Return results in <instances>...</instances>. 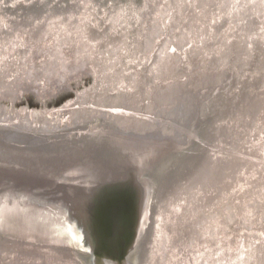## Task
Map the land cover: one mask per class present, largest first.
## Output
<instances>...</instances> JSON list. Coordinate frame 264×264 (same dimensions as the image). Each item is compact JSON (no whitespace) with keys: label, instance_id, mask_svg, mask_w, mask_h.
<instances>
[{"label":"bare ground","instance_id":"6f19581e","mask_svg":"<svg viewBox=\"0 0 264 264\" xmlns=\"http://www.w3.org/2000/svg\"><path fill=\"white\" fill-rule=\"evenodd\" d=\"M237 1L244 9L241 17L234 11ZM260 19H264V0H0V107L3 102L15 107L23 92L42 97L68 87L67 79L87 71L94 76L95 86L76 93L74 101L84 103L65 115L62 128L104 120L125 132L159 131L184 141L185 132L178 128L188 116H197L193 142L177 151L180 157L174 165L170 164L177 154L169 159L156 184L157 201L151 203V220L147 217L149 233L142 260L176 264L173 257L184 248L182 255L191 258L190 264H264V28L259 32ZM240 25L250 30L248 43L227 49L233 36L242 32L239 28L231 33ZM251 31L253 42L258 43L257 37L261 42L252 69L256 47ZM169 35L172 41L160 44ZM49 39L51 45H44ZM177 41L184 45L182 50L175 51ZM213 57L218 61L208 62ZM200 59L201 73L208 77L230 64L234 69L223 84L224 93L203 102L198 117L191 105L201 76H194L198 71L187 73L182 83L177 78ZM187 108L192 110L188 116ZM35 110L25 116L30 126L0 113V129L51 134L60 129L57 119H50L51 127L46 126L49 121L33 127ZM209 160L216 161L213 168ZM223 161L227 164L220 167ZM204 169L213 170L214 182L206 178ZM40 227L37 233L41 229L52 233L50 228H55L59 237L53 240L65 242L58 226ZM47 238L40 237L41 242L48 243ZM44 246L33 251L16 247L15 255L4 263L85 264L84 256L72 255V260L64 251ZM16 254L39 260L10 261Z\"/></svg>","mask_w":264,"mask_h":264},{"label":"water","instance_id":"95a60500","mask_svg":"<svg viewBox=\"0 0 264 264\" xmlns=\"http://www.w3.org/2000/svg\"><path fill=\"white\" fill-rule=\"evenodd\" d=\"M188 2H185L186 8ZM239 6L237 1L234 11L238 10V17H241L244 9L242 4L241 8ZM259 21L260 32L264 28V19ZM218 23L216 21L214 27ZM239 28L242 32H236L227 49L231 45L238 48L248 43L250 30L247 32L245 26H236L231 33ZM253 35L251 31L250 40L256 47L251 69L261 45L258 37V43L253 42ZM165 37L160 44L172 41V36ZM175 43V51L184 48L182 42ZM216 60L213 57L208 62ZM239 60L235 62L237 67ZM199 61L192 65L191 71H182L177 81L182 83L188 78L187 73L198 71L194 76H201L200 86L211 81L222 83L195 87L193 100H196L191 109L197 111L198 117L203 102H210L216 94L224 93L223 84L232 77L234 69L230 64L231 67L219 69L220 73L208 77L201 73L202 59ZM178 90L173 91L175 95ZM207 95H210L209 99ZM188 110L187 116L192 113ZM195 119L197 116H188L187 123L182 125L185 128H178L179 132L181 129L185 132V136L182 135L184 141L174 135L158 134L157 130L158 133L152 131L149 134L125 132L104 120L60 127L52 134L23 128L15 132L0 129V264L15 255L16 247L33 251L42 244L70 256H84L85 264H138V257L139 264H145L142 249L149 233L147 217L150 218L151 203L157 201L154 194L159 179L169 159L177 154V159L170 164L174 165L180 157L178 153L193 142L197 128ZM208 164L213 168L216 161L209 160ZM226 164L223 161L220 167ZM206 174L211 183L216 180L212 169ZM158 211L156 209L155 214ZM163 222L162 219L159 223L162 225ZM40 226H58L56 229H60L65 242L53 240L59 237L55 228H50L52 233L43 229L37 233L35 230ZM42 236H48L45 241L50 243H42ZM19 256L21 254H16Z\"/></svg>","mask_w":264,"mask_h":264},{"label":"rangeland","instance_id":"374dc122","mask_svg":"<svg viewBox=\"0 0 264 264\" xmlns=\"http://www.w3.org/2000/svg\"><path fill=\"white\" fill-rule=\"evenodd\" d=\"M49 42L50 41H47V43H49ZM94 82H95V80H94V76L92 75V73L86 71V72L82 73L81 76H79L77 78L71 77L70 79H67L65 83H66V85H68V87L66 86L65 88H60L57 90L55 88L54 91H52L50 93L46 92V94L42 97H37L33 93L23 92L21 94L20 98L18 99V101L15 102L16 107L8 106V113L10 116V120H13L14 118L15 119H22V116H26L27 114H29L31 116L33 113L29 110L31 108H34L37 110V111L35 110L37 115H35L36 119L33 117L34 118V121L32 122L33 127H40V126L42 127L44 124H47L48 121L50 123V121H51L50 119H52L53 121H55L57 119L59 126L62 127V126H64L63 125L64 122L62 121V119L65 117V115L70 114V111L74 112V110H76L74 100L72 101V103L67 102L68 105L65 106L66 101L69 99H74L76 97L75 95L77 92H81V91H83L87 88H90V87L93 88L95 86ZM79 101H77L76 103L77 104L84 103L83 101H80V102ZM2 104L4 106H6L8 103L3 102ZM21 105H22V107L27 106L28 108H25V110L23 112H21V110L19 109L21 107ZM38 108H40V109H38ZM52 108H56V109L51 110ZM27 110H28V112H27ZM40 116H45L43 121L38 120L39 118H41ZM33 118L31 117V119H33ZM24 122H25V120H24ZM50 124L53 126V123H50ZM65 124L68 125L69 122H66ZM51 125L49 127H51ZM28 126H30V125H28ZM263 228H264V224H263V227L261 229H263ZM168 249L173 250V247L171 245H169ZM188 250H191V249L188 248ZM193 251H194V249H192V252ZM180 252H181V255L173 257V260L175 261V263L176 264H190L191 258L190 257L188 258L185 256L183 257V255H182V253L186 254V250L183 248L180 250ZM195 257L196 256L194 255V257H192V259L195 260ZM34 259L39 260V258L22 257V256L16 257L15 256L10 261L28 262L29 260L31 261ZM169 264H171V263H169Z\"/></svg>","mask_w":264,"mask_h":264},{"label":"flooded vegetation","instance_id":"af4514ba","mask_svg":"<svg viewBox=\"0 0 264 264\" xmlns=\"http://www.w3.org/2000/svg\"><path fill=\"white\" fill-rule=\"evenodd\" d=\"M30 41V40H29ZM35 41V43L34 44H36L37 43V40H34ZM48 41H50L49 43H45L44 45H46V44H48L49 46L51 45V43H52V39H49ZM26 42V41H25ZM37 45L38 44H36L35 46L37 47ZM88 89H86L85 91H87ZM32 93V92H31ZM74 100V99H73ZM72 100V101H73ZM77 102V100L76 101H74V103H75V107H78V104L76 103ZM69 103H72L71 102V100H70V102ZM66 105H68V103L66 102V104H65V106ZM8 106H10V105H8ZM8 106H1L0 107V113L2 114V115H7V113H8ZM5 107V108H4ZM16 107V106H15ZM19 107V106H18ZM25 108H28L27 106L26 107H22V105H21V107L19 108L20 110H21V112H23L24 110H25ZM56 108H52L51 110H55ZM159 109V108H158ZM157 108H156V110H158ZM39 111V110H38ZM3 112V113H2ZM27 112H28V110H27ZM157 113V112H156ZM41 118H39L38 120H41V121H43V118H45V116H40ZM24 120H25V116H22V119H20V121L22 122V123H26V122H24ZM51 123V122H50ZM49 123V124H50ZM56 123H58V122H56ZM44 124V123H43ZM47 125L48 127L51 125ZM54 124V123H53ZM25 125H27V123L25 124ZM28 126V125H27ZM44 126V125H43ZM52 126V125H51Z\"/></svg>","mask_w":264,"mask_h":264}]
</instances>
